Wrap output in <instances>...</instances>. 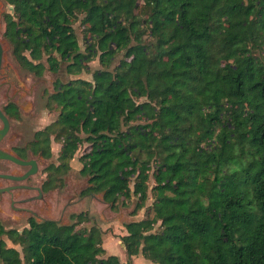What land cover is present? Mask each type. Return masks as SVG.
Here are the masks:
<instances>
[{
  "label": "trees",
  "instance_id": "trees-1",
  "mask_svg": "<svg viewBox=\"0 0 264 264\" xmlns=\"http://www.w3.org/2000/svg\"><path fill=\"white\" fill-rule=\"evenodd\" d=\"M6 2L4 37L23 71L103 66L93 81H56L59 118L29 146L49 157L51 131L62 140L43 189L64 187L87 143L81 195L102 194L113 211L136 197L134 216L150 191L154 201L124 225L125 261L107 253L96 223L78 227L92 219L80 213L70 224L31 217L21 231L0 223L22 247L1 239V263L264 264V0ZM4 109L20 117L15 103Z\"/></svg>",
  "mask_w": 264,
  "mask_h": 264
},
{
  "label": "rangeland",
  "instance_id": "rangeland-1",
  "mask_svg": "<svg viewBox=\"0 0 264 264\" xmlns=\"http://www.w3.org/2000/svg\"><path fill=\"white\" fill-rule=\"evenodd\" d=\"M12 11V6L6 0L0 2V41L4 48L2 66L0 69V107L13 102L21 112V118L13 116L12 126L10 132L0 143V147L6 151H10L13 144H17L25 140L26 145L33 146L35 135L38 131L45 130L51 125H54L58 120L61 108L50 100V96L55 92V85L57 79L66 83L75 78H83L93 81V73L102 69L99 58L89 62V69L82 74L70 75L65 73V65L61 68L58 74L46 70L42 77H37L32 73L23 71L18 64L14 61L11 54V45L4 37L5 22L4 14ZM76 31L79 36L81 44L83 43V26L80 21L75 24ZM83 49L84 45L82 44ZM119 56L115 64L118 63ZM143 100V99H140ZM23 122H22V121ZM141 121H138V123ZM143 122V121H142ZM2 122L0 120V127ZM51 131V130H50ZM62 140L56 137V133L51 131L50 135V150L49 157L40 158L39 166L42 173L39 176L32 177L38 179L40 176L46 180L50 177V172L47 170L49 166H58L60 164L59 155L62 149ZM89 149V144L83 143L76 152L73 159L69 161L70 169L63 175L65 185L62 189H51L46 194L45 201L38 202L33 206L34 202L20 203L17 201L15 206H33L37 208L38 221L42 219L58 220L62 224H70L76 219H72L73 214L87 213L92 219L79 224V228H89L94 223L98 227V236L103 241V246L106 248L107 253L118 254L125 258L124 247L121 243L120 237L125 233V223L133 220L144 218L146 209L153 203V193L150 191V197L147 201V208L138 212L136 216L132 215V211L136 206L137 198L134 197L128 202V206H119L118 211H113L110 205L106 203L102 194H87L81 195L82 191L88 187V178L80 175L82 168L81 156ZM11 152V151H10ZM38 155V153H37ZM0 171H5L11 174H20L22 170L17 165L8 160H0ZM31 178V179H32ZM11 180L0 178V187L11 184ZM153 177L151 178L150 185L153 186ZM30 193L27 190H15L13 192L15 198L25 196ZM10 193L4 192L0 194V223L6 230L18 229L23 230L28 226L31 214L23 209H14L10 204ZM158 228V226L156 227ZM4 239L7 246L15 247L21 251L22 247L15 243L9 236H0V240ZM0 264L1 261H0ZM134 264H150L142 256L138 257Z\"/></svg>",
  "mask_w": 264,
  "mask_h": 264
},
{
  "label": "flooded vegetation",
  "instance_id": "flooded-vegetation-1",
  "mask_svg": "<svg viewBox=\"0 0 264 264\" xmlns=\"http://www.w3.org/2000/svg\"><path fill=\"white\" fill-rule=\"evenodd\" d=\"M2 111L4 112L6 117L8 118V120L10 122V129H11L12 121L14 120L13 116L10 115L5 109H2ZM20 118H21V114H20V117H18V119H20ZM0 120L2 122V126L0 128H3L4 127V122L2 121L1 118H0ZM10 129H9L8 133L10 132ZM7 134L2 139H0V143L4 140V138L7 136ZM0 149H2V148L0 147ZM2 150H4V149H2ZM4 151H6V150H4ZM10 151L9 152L6 151V152L16 156L17 158H19V159H21L23 161L34 160L36 162V171L34 173L30 174L27 178L22 179V180H12V179L4 178L6 180H11L12 183L8 184L6 186H1L0 188L3 189V188L12 187L11 190L4 191V192L10 193V196H11L10 204H11L12 208H14V209H23L24 211L29 212L31 214L30 218L31 217H37V211L39 210V207L42 208L41 207L42 205L38 204L37 208L33 207V206H35L38 202L45 201V199H46L45 196H46V194L48 192L43 189V186H44V183H45V178H43V176L42 177L40 176V178H38L36 180L33 179L32 177H35L36 175L39 176L40 174H45V173H42V170L40 169V166H39L40 165L39 164V160L37 158V156H40V158H44V155L41 152H39L38 155H37V153H35L32 148L30 149L26 145L25 140H22L21 142H19L17 144H13L10 147ZM0 160H6V159H0ZM8 161H10L13 164L17 165L18 168H20L22 170V172L20 174H11V173H8V172H5V171H0V174H10V175H14V176H24L29 171H31L33 169V167H34V165L32 163H30V164H18V163H15V162L11 161V160H8ZM18 189L19 190H27L30 193H28L25 196H20L18 198H15L13 192L15 190H18ZM3 193H0V194H3ZM17 201H19L20 203L34 202V204H33V206L17 207V206H15V203ZM42 220H45V219H42ZM42 220H40V221H42ZM56 221L59 222L58 220H56Z\"/></svg>",
  "mask_w": 264,
  "mask_h": 264
},
{
  "label": "water",
  "instance_id": "water-1",
  "mask_svg": "<svg viewBox=\"0 0 264 264\" xmlns=\"http://www.w3.org/2000/svg\"><path fill=\"white\" fill-rule=\"evenodd\" d=\"M0 2H1V0H0ZM3 54H4V48H3L2 42L0 41V69L2 66ZM0 118L4 122V127L0 128V139H2L8 133V131L10 129V122H9L8 118L6 117V115L4 114V112L2 111L1 107H0ZM0 159L11 160V161L18 163V164H30V163H32L34 165L33 169L31 171H29L27 174H25L24 176L0 174L1 178L12 179V180H22V179L27 178L30 174H32L36 171V162L34 160L23 161V160L17 158L16 156L2 150V149H0ZM11 189H12V187L3 188V189L0 188V193H3L4 191L11 190Z\"/></svg>",
  "mask_w": 264,
  "mask_h": 264
},
{
  "label": "crops",
  "instance_id": "crops-1",
  "mask_svg": "<svg viewBox=\"0 0 264 264\" xmlns=\"http://www.w3.org/2000/svg\"><path fill=\"white\" fill-rule=\"evenodd\" d=\"M140 257H141V256H140ZM121 258H122V260H123V261H125V260H126V256H125V258L121 256ZM137 259H138V257H137V258H135V259H134V261H136ZM147 262H148V261H147Z\"/></svg>",
  "mask_w": 264,
  "mask_h": 264
}]
</instances>
